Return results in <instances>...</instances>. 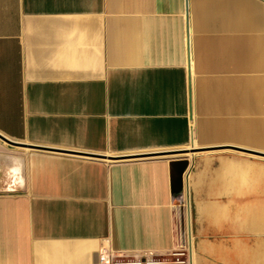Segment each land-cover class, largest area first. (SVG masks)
<instances>
[{
  "label": "crops",
  "instance_id": "0c3cea01",
  "mask_svg": "<svg viewBox=\"0 0 264 264\" xmlns=\"http://www.w3.org/2000/svg\"><path fill=\"white\" fill-rule=\"evenodd\" d=\"M0 133L161 153L14 150L10 165L0 140V264L171 252L181 157L167 153H255L238 165L263 182L264 0H0ZM192 167L190 157L188 199ZM241 215L217 201L196 208L191 264H264V210Z\"/></svg>",
  "mask_w": 264,
  "mask_h": 264
},
{
  "label": "rangeland",
  "instance_id": "374dc122",
  "mask_svg": "<svg viewBox=\"0 0 264 264\" xmlns=\"http://www.w3.org/2000/svg\"><path fill=\"white\" fill-rule=\"evenodd\" d=\"M8 147L13 151L12 155L7 157V162L10 165L15 159L14 150L23 152L31 150V148L22 146L9 145ZM203 150L190 143L178 151L167 153L177 157H186L189 163L191 157L189 153H201L193 157L190 186L188 188L189 199L187 193L185 195L184 189L182 196L175 200L179 223L185 215L186 223L188 220L189 224L190 218L192 229L195 209H202L207 206L208 202L212 201H217L220 204L225 203L232 210L237 209L242 214L237 218L241 219L246 218L249 220L251 213H259L264 210V176L262 183H255L254 170L240 168L238 165L240 158L243 157L257 159L255 153H242L232 150L202 152ZM202 159L207 162L203 165L198 164ZM178 232L180 233V227ZM163 257L174 258L170 255H164Z\"/></svg>",
  "mask_w": 264,
  "mask_h": 264
},
{
  "label": "built area",
  "instance_id": "2783aa9c",
  "mask_svg": "<svg viewBox=\"0 0 264 264\" xmlns=\"http://www.w3.org/2000/svg\"><path fill=\"white\" fill-rule=\"evenodd\" d=\"M189 50L190 41L189 37H187V62H189L190 58ZM179 227L180 233L177 232L176 247L169 253L157 254L152 251H148L142 255H117L102 247L99 251L98 262L99 264H191V239L188 232L185 215L180 222ZM164 255L174 256V258H165L163 257Z\"/></svg>",
  "mask_w": 264,
  "mask_h": 264
},
{
  "label": "water",
  "instance_id": "95a60500",
  "mask_svg": "<svg viewBox=\"0 0 264 264\" xmlns=\"http://www.w3.org/2000/svg\"><path fill=\"white\" fill-rule=\"evenodd\" d=\"M0 140L3 142L13 145V146H22V147H28L31 149H39L43 151H52V152H58V153H66V154H72V155H80V156H87V157H95V158H103V159H110V160H121V159H128V158H134V157H140V156H150V155H157L161 153H144V154H133V155H113V156H106L103 154H94V153H83V152H75V151H67L63 149L58 148H51V147H45V146H38V145H32L29 143H22L18 141L11 140L4 135L0 133ZM175 152V151H173ZM178 164L181 165L179 171L175 175V186L178 189V195H176V198H179L182 196L183 193V180H182V174L187 170L189 166V161L186 157H181L179 160H177Z\"/></svg>",
  "mask_w": 264,
  "mask_h": 264
},
{
  "label": "bare ground",
  "instance_id": "6f19581e",
  "mask_svg": "<svg viewBox=\"0 0 264 264\" xmlns=\"http://www.w3.org/2000/svg\"><path fill=\"white\" fill-rule=\"evenodd\" d=\"M194 145V144H193ZM203 152V151H202ZM198 153H200V152H191V153H189V155L193 158L194 156H196V154H198ZM201 154V153H200ZM203 154V153H202ZM194 159V158H193ZM11 172L13 173V174H15V171L14 170H11ZM190 179H191V168L189 169V171H188V174H187V176H186V183H187V187L189 188V186H190ZM188 209V208H187ZM187 224H188V220H187Z\"/></svg>",
  "mask_w": 264,
  "mask_h": 264
}]
</instances>
